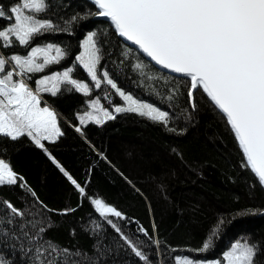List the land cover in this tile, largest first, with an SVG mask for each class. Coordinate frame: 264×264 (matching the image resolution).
I'll return each instance as SVG.
<instances>
[{
    "label": "trees",
    "instance_id": "trees-1",
    "mask_svg": "<svg viewBox=\"0 0 264 264\" xmlns=\"http://www.w3.org/2000/svg\"><path fill=\"white\" fill-rule=\"evenodd\" d=\"M24 1L0 0V54L60 133L0 132L10 173L0 176V264H208L233 244L250 249L244 264H264V188L201 88L190 98L189 79L124 43L87 0ZM21 8L44 25L23 40L8 35ZM87 32L94 73L83 66Z\"/></svg>",
    "mask_w": 264,
    "mask_h": 264
},
{
    "label": "water",
    "instance_id": "water-1",
    "mask_svg": "<svg viewBox=\"0 0 264 264\" xmlns=\"http://www.w3.org/2000/svg\"><path fill=\"white\" fill-rule=\"evenodd\" d=\"M155 67L199 87L264 188V0H87ZM18 135V134H16Z\"/></svg>",
    "mask_w": 264,
    "mask_h": 264
},
{
    "label": "rangeland",
    "instance_id": "rangeland-1",
    "mask_svg": "<svg viewBox=\"0 0 264 264\" xmlns=\"http://www.w3.org/2000/svg\"><path fill=\"white\" fill-rule=\"evenodd\" d=\"M24 6L38 8L41 3L38 0H25ZM23 8L19 13L15 14L16 21L8 32L9 37L13 38L18 35L22 40L28 38L29 35L35 31L44 29V25L38 20L30 23L24 21L22 13ZM99 11L97 10V16ZM33 15V14H29ZM28 15V16H29ZM35 19V18H34ZM18 22V24H17ZM41 34V33H40ZM82 60L85 65L81 64L87 69L89 73H94L96 69V60L94 53V43L92 40V33L87 32L85 34L82 43ZM28 59L30 60L35 56H38L39 49L31 47L28 51ZM14 62L18 63L19 57L12 58ZM63 75L68 73L62 72ZM134 100L127 98V105L131 106L139 111L148 110L154 114V112L148 107L137 104ZM99 108V107H91ZM101 112H105L104 109ZM95 115H93L94 117ZM0 132L15 136L22 132H28L33 135L35 139L41 141L43 139H53L60 133L59 117L56 112L46 104L42 98L40 92L34 90L29 84L25 83L23 74L19 71L14 64L6 61L5 57L0 54ZM32 137V136H31ZM33 138V137H32ZM0 176L10 177V173L2 162H0ZM235 250L232 254H227L221 262H212L208 264H244V255L246 258H250L251 251L248 246L243 244H233ZM202 263V262H201ZM206 264V263H204Z\"/></svg>",
    "mask_w": 264,
    "mask_h": 264
}]
</instances>
